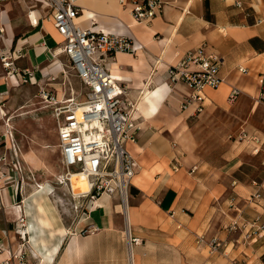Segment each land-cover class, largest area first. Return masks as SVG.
I'll return each mask as SVG.
<instances>
[{
	"label": "crops",
	"instance_id": "1",
	"mask_svg": "<svg viewBox=\"0 0 264 264\" xmlns=\"http://www.w3.org/2000/svg\"><path fill=\"white\" fill-rule=\"evenodd\" d=\"M73 1L81 10L75 20L77 26L122 36L134 48L131 53L116 54L107 67L125 88L140 124L136 141L125 144L138 171L126 203L114 194L76 200L64 187L47 185H26L19 200L17 185L1 188L0 264L233 262L241 249L232 247L225 228L230 221L226 212L242 210L264 223V203L248 204L245 200L256 191L264 194V155L259 156L258 169L263 177L258 181L232 177L230 190L239 200H245L242 207L230 201V196L226 198L224 184L210 183L205 168H194L197 172L181 168L177 137L169 134L183 128L192 109L182 110L181 100L188 90L181 85L169 86L166 69L179 63L188 50L206 44L221 59L222 82L217 89L204 91L205 105L225 108L231 90L255 101L264 75V0H167L162 13L148 25L134 22L129 9L118 0ZM30 18L37 24H30V30L16 40L14 47L23 52L16 66L19 71L30 70L33 79L19 88L16 76L9 80L7 70L0 73V139H6L0 143L6 142V149L10 147L6 134L14 137L17 127L11 117L17 96L28 85L41 86L61 69L50 54L61 41L50 16L42 20L31 14ZM2 36L4 48L10 47L14 39L8 24ZM28 107L25 103L19 110ZM32 163L29 159L28 164ZM242 165L238 160L226 173L235 174ZM77 188L75 191L82 186ZM131 189L136 192L131 193ZM212 239L225 244L226 259L211 251L208 242ZM263 242L261 238L257 245ZM253 247L243 253L252 254Z\"/></svg>",
	"mask_w": 264,
	"mask_h": 264
},
{
	"label": "built area",
	"instance_id": "2",
	"mask_svg": "<svg viewBox=\"0 0 264 264\" xmlns=\"http://www.w3.org/2000/svg\"><path fill=\"white\" fill-rule=\"evenodd\" d=\"M3 1L6 0H0V3ZM42 2L49 9L53 27L61 37L51 55L67 59L80 85L79 90H70L67 99H61L64 98L63 90H55L52 94L49 92L48 87L54 85V75L48 76L49 82L39 88L40 98L51 107L62 167V174L57 177L54 187H64L67 195L76 200H95L103 194H114L126 203L138 164L126 150L125 144L135 142L141 128L127 100L125 88L114 78L107 65L108 60L116 54L131 53L134 48L122 36L77 26L75 20L81 10L73 0ZM118 2L128 8L134 22L141 25L150 24L167 5V0ZM236 5L240 6L239 3ZM3 33L4 28L0 27V38ZM20 57H23L21 49L6 50L1 59L2 67L7 70L9 80L19 76L22 83H30L33 79L30 70L17 72L15 61ZM220 62V57L213 50L201 44L185 52L179 63L167 67V84L171 87L181 85L188 90L180 106L182 110L191 108V116L204 109V91L217 89L221 84ZM237 95L236 90H231L227 100L232 101ZM257 99L264 100V75L260 78ZM6 135L11 145L13 137ZM247 140L254 143L255 152L264 144V139L253 134L248 136L244 132L237 136L236 142ZM12 150L13 171L20 173L21 164L16 150ZM5 159L4 155L0 158L1 161ZM75 174L85 177V192L73 191L71 179ZM81 206L79 204L78 207ZM19 222L24 223V218H19Z\"/></svg>",
	"mask_w": 264,
	"mask_h": 264
},
{
	"label": "rangeland",
	"instance_id": "3",
	"mask_svg": "<svg viewBox=\"0 0 264 264\" xmlns=\"http://www.w3.org/2000/svg\"><path fill=\"white\" fill-rule=\"evenodd\" d=\"M0 14V27L4 28L8 24L14 39L10 47L4 48V37L0 38V73H2L5 70L1 62L3 52L9 49L14 50L16 40L30 30V15H39L44 20L49 17V9L40 0H6L0 3ZM21 54L23 55L22 50ZM52 59L55 66L59 65L61 69L54 74V85L48 87L49 92L52 94L55 90H63L64 98L61 99H67L70 97L72 88L79 90L78 79L64 56L59 55ZM16 68L19 73L18 66ZM16 78L19 88L26 85L22 83L19 76ZM48 82L49 80L45 79L38 87L28 85L26 91L17 96V104L11 112V117L17 121V127L13 131L11 145L9 143L10 149H6L5 143H0V158L3 155L6 158L5 161L0 160V189L8 184L17 185L19 200L24 195L23 190L26 185L54 187L57 177L62 174L51 107L38 94L39 88ZM28 99L31 100L27 102ZM255 101L249 97L237 95L232 101L227 100L225 108L210 106L207 103L201 112L185 118L183 128L176 134H169L177 137L178 143L175 147L178 148V155L181 157L179 162L182 166L177 167L195 172L205 168L209 172L210 183L218 181L224 184L226 198L230 196V201H236L237 204L239 202L240 207L245 200L248 204L252 201L264 203V194L261 191H256L245 200L240 199V202L230 190L233 176L244 182H249L250 179L258 181L263 177V172L258 169V166L259 156L264 155V144L259 147L258 152H255L254 143L251 144L248 140L236 142L237 136L243 132L248 136L253 134L264 139V100L255 99ZM25 103H28L29 107L19 110V105H25ZM12 148L16 150L17 159L21 164L20 173L13 171ZM29 159L33 160L32 165L28 164ZM238 160L243 162L242 167L235 174L226 173ZM196 167L197 170L194 169ZM222 169H224L223 172ZM235 212V215L230 209L226 212L228 214V219L225 216L226 220L230 221L226 223L225 228L229 230L228 237L234 244L232 247L238 246L237 249H241V253L235 258L232 256L234 261L228 264H264V254L259 256L264 252V242L262 246L257 245L259 239L264 238V223L256 215H249L242 210ZM233 219L239 220L240 223H233ZM208 243L211 251H217L222 255L228 251L225 244L217 239H212ZM251 246H255L252 248L254 251L252 254L243 253L245 249L249 251ZM223 258L226 259L225 255Z\"/></svg>",
	"mask_w": 264,
	"mask_h": 264
},
{
	"label": "bare ground",
	"instance_id": "4",
	"mask_svg": "<svg viewBox=\"0 0 264 264\" xmlns=\"http://www.w3.org/2000/svg\"><path fill=\"white\" fill-rule=\"evenodd\" d=\"M31 23L37 24V20L35 18H33V19L30 18V24ZM221 104H222V102H221ZM71 185H72L73 191L75 193H82V192H85L87 190L86 179L81 174L73 175V177L71 179ZM78 186H82V189L75 191L76 189H79V188H77Z\"/></svg>",
	"mask_w": 264,
	"mask_h": 264
},
{
	"label": "trees",
	"instance_id": "5",
	"mask_svg": "<svg viewBox=\"0 0 264 264\" xmlns=\"http://www.w3.org/2000/svg\"><path fill=\"white\" fill-rule=\"evenodd\" d=\"M130 192H131V193H135L136 191H135L134 189H131Z\"/></svg>",
	"mask_w": 264,
	"mask_h": 264
}]
</instances>
